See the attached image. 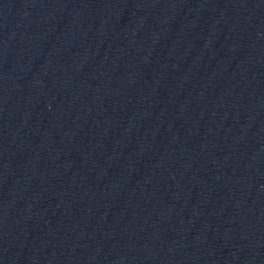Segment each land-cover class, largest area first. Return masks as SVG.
Returning a JSON list of instances; mask_svg holds the SVG:
<instances>
[{
	"label": "water",
	"instance_id": "95a60500",
	"mask_svg": "<svg viewBox=\"0 0 264 264\" xmlns=\"http://www.w3.org/2000/svg\"><path fill=\"white\" fill-rule=\"evenodd\" d=\"M0 264H161L78 0H0Z\"/></svg>",
	"mask_w": 264,
	"mask_h": 264
}]
</instances>
